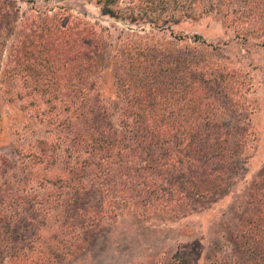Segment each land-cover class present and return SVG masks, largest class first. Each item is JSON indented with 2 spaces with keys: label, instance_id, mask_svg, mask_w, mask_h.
<instances>
[{
  "label": "trees",
  "instance_id": "trees-1",
  "mask_svg": "<svg viewBox=\"0 0 264 264\" xmlns=\"http://www.w3.org/2000/svg\"><path fill=\"white\" fill-rule=\"evenodd\" d=\"M65 1L0 0V145L11 154L0 164L6 175L27 163L37 182L0 190V264L65 261L78 248L65 236L126 215L187 219L237 182L257 141L249 74L220 44L172 28L213 14L243 43L261 39L264 0H85L123 27L117 34ZM29 109L50 137L23 149L12 137ZM60 152L62 172L40 171ZM248 188L239 223L203 264H264V166ZM53 213L63 238L41 233L39 218Z\"/></svg>",
  "mask_w": 264,
  "mask_h": 264
},
{
  "label": "rangeland",
  "instance_id": "rangeland-1",
  "mask_svg": "<svg viewBox=\"0 0 264 264\" xmlns=\"http://www.w3.org/2000/svg\"><path fill=\"white\" fill-rule=\"evenodd\" d=\"M63 5L74 15H85L92 22L111 29L115 34L123 28L108 17H103L94 3L73 0L65 1ZM22 7L26 9L25 6ZM172 30L174 35L198 34L210 43L220 44L232 63L252 78L256 90L249 96V100L257 102V110L252 116L257 141L245 150L249 161L246 170L240 171L239 179L230 184L226 194L214 201L197 202L196 210L187 219L169 224L148 223L141 218L126 215L118 220H106L87 231H80L76 237L63 238L55 213L42 215L38 220L42 234L47 237L58 234L63 239H69L72 245L78 246L75 249L77 251L65 261L53 264H173L186 257L194 260L201 258L202 261L198 264H203L205 252L222 241L223 235L232 231L239 223L243 206L250 195L248 187L257 179L264 166V38L243 43L236 37L235 31L227 27L225 21L213 14L184 21L174 25ZM166 35L169 37L170 32ZM38 112L30 109L24 111L26 119L22 128L12 137L16 146L33 149L37 139L50 137L47 126L36 120ZM5 146L0 145V154L11 155L10 152H1ZM59 154L61 159L55 168H40V171L48 174L62 172L65 156L63 152ZM26 164L9 169L6 175L3 174L0 164V190H16L17 193L37 190L36 172ZM29 179L35 180L29 182ZM200 253L203 254L199 255ZM6 264L31 263L9 259Z\"/></svg>",
  "mask_w": 264,
  "mask_h": 264
}]
</instances>
